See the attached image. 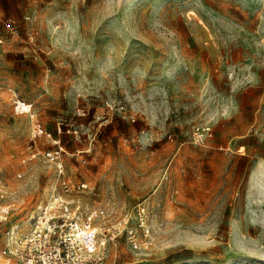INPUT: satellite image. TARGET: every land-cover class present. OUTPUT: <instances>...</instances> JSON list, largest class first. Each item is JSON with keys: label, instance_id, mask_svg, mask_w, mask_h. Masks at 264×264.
<instances>
[{"label": "rangeland", "instance_id": "1", "mask_svg": "<svg viewBox=\"0 0 264 264\" xmlns=\"http://www.w3.org/2000/svg\"><path fill=\"white\" fill-rule=\"evenodd\" d=\"M36 6L21 21L0 12L21 47H0V248L58 186L33 148L60 146L81 200L108 216L106 264H264V0ZM34 124L50 137L33 146ZM138 202L145 237L121 223Z\"/></svg>", "mask_w": 264, "mask_h": 264}, {"label": "built area", "instance_id": "2", "mask_svg": "<svg viewBox=\"0 0 264 264\" xmlns=\"http://www.w3.org/2000/svg\"><path fill=\"white\" fill-rule=\"evenodd\" d=\"M14 21L0 14V25L10 29ZM33 104L26 99L15 97L12 108L15 116L29 115ZM208 129L196 130L198 138ZM50 137L38 125H33L31 142L33 146L40 137ZM59 145V141H53ZM62 147L57 150L36 151L33 148L30 157L41 156L44 161L53 164L58 186L51 190L47 198L37 206L31 217L29 229L15 235L10 232L6 244L0 248V264H106L107 247L114 235L109 229L98 226L108 216L103 209L86 205L81 194L88 189L87 183L71 181L66 177L62 160ZM3 212V211H2ZM135 217L142 235L148 234L145 227V212L142 203H137L121 219L125 226ZM120 223V224H121ZM131 248L139 251L135 231H125Z\"/></svg>", "mask_w": 264, "mask_h": 264}, {"label": "crops", "instance_id": "3", "mask_svg": "<svg viewBox=\"0 0 264 264\" xmlns=\"http://www.w3.org/2000/svg\"><path fill=\"white\" fill-rule=\"evenodd\" d=\"M50 1L51 0H0V12H2L6 17L21 21L24 18L29 19V17H31L29 16L31 11H33V15L36 14V4L38 2H43L47 5L50 3ZM17 40L20 39L17 37L16 33L9 34L7 31L3 32V30H0V47L3 52L7 51L9 54L14 55H16L17 52H20L21 47L15 43ZM0 56H5V53H0ZM72 179L76 181L75 177ZM81 180H78L77 182L86 183L85 179Z\"/></svg>", "mask_w": 264, "mask_h": 264}]
</instances>
